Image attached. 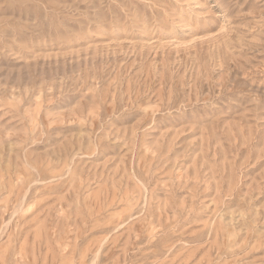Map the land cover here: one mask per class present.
<instances>
[{
	"label": "rangeland",
	"instance_id": "1",
	"mask_svg": "<svg viewBox=\"0 0 264 264\" xmlns=\"http://www.w3.org/2000/svg\"><path fill=\"white\" fill-rule=\"evenodd\" d=\"M0 264H264V0H0Z\"/></svg>",
	"mask_w": 264,
	"mask_h": 264
},
{
	"label": "bare ground",
	"instance_id": "2",
	"mask_svg": "<svg viewBox=\"0 0 264 264\" xmlns=\"http://www.w3.org/2000/svg\"><path fill=\"white\" fill-rule=\"evenodd\" d=\"M22 199H24V197H22ZM23 201V200H22ZM23 203V202H22Z\"/></svg>",
	"mask_w": 264,
	"mask_h": 264
}]
</instances>
